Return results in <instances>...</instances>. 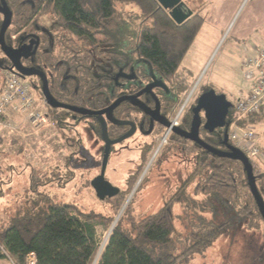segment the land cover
Here are the masks:
<instances>
[{
	"label": "trees",
	"instance_id": "trees-1",
	"mask_svg": "<svg viewBox=\"0 0 264 264\" xmlns=\"http://www.w3.org/2000/svg\"><path fill=\"white\" fill-rule=\"evenodd\" d=\"M33 3L31 8L28 4L18 6V0H7L11 24L5 38L11 46L18 47L34 25L45 29L46 33L39 36L37 49L25 61L46 76L49 92L56 102L86 110H103L119 96L114 87V75L120 69L127 74L135 69L144 86L152 81L165 86L167 92L156 89L154 94L161 112L170 119L179 97L188 87L184 79L187 73L180 70L185 75L180 79L177 72L203 24L202 17L190 16L176 24L156 0H33ZM127 7L136 10L132 17L131 13L124 12ZM43 18L50 19L51 24L44 26ZM8 67L11 64L0 51V69ZM208 90L205 88L202 93ZM153 104L152 100L150 105ZM192 109L180 126L185 131L190 129ZM136 110L129 102H124L115 109L114 118L124 121ZM47 111L57 132L65 139L62 130L68 131L69 124L61 118L69 114L48 106ZM262 119L264 107L243 119L240 126L249 128L252 121ZM103 127L95 131L101 138L103 132L108 137H117L123 126L108 123V127ZM160 131L163 132V127ZM201 133L205 135L203 139ZM172 136L177 143L189 142ZM199 137L216 150L228 151L223 144L224 129L209 134L201 128ZM79 142L75 140L70 146ZM191 144L198 152L193 175H205V183L197 189L207 197L212 220L202 222V231L192 234L191 245L181 255H173L167 249L173 245L172 207L184 200L180 196L184 188L181 187L157 212L131 222L130 229L125 230L118 221L113 225V217L123 208L126 195L135 183L127 179V189L122 195L105 199L113 204V216L83 213L70 204H49L46 211L37 210L36 213L34 205H30L25 215H22L24 209L18 210L9 226L0 229V259L6 256L13 264H28L32 255L34 264H188L192 257L207 251L214 241L226 234L229 226L258 230L264 221L251 195L242 164L217 158ZM257 158L249 161L252 168L259 164ZM263 177L254 175L264 202L259 188L261 185L264 190ZM215 215L224 221L216 223ZM99 229L109 231L104 246L97 236Z\"/></svg>",
	"mask_w": 264,
	"mask_h": 264
},
{
	"label": "rangeland",
	"instance_id": "rangeland-1",
	"mask_svg": "<svg viewBox=\"0 0 264 264\" xmlns=\"http://www.w3.org/2000/svg\"><path fill=\"white\" fill-rule=\"evenodd\" d=\"M181 1L186 6L185 12H191L188 16L202 17L203 25L179 68V71L184 70L187 73V77L181 71L177 72L180 79L185 76L188 87L179 97L171 117L182 107V123L185 115L196 106L198 97L207 88L217 95H224L231 103L228 113L231 118L235 114L234 104L243 99L251 87V82L244 78L242 64L264 42V17L259 12L250 13L251 2L256 0H245L227 28L221 30L222 26L216 28V25H212L214 23L209 13L213 3L205 2L209 0ZM123 10L131 13V17L136 13L131 7ZM41 22L46 27L51 24V20L46 18ZM130 27L136 29L132 24ZM240 27L242 37L236 38V29ZM3 80V70L0 69V87ZM26 82L30 86L35 109L45 113L48 119L42 127L30 125V133L33 135L28 138L25 154H16L19 146L12 142L18 139L16 133L6 130L3 134L4 142L0 147V229L9 226L18 215V210L24 209L22 215H25L26 210H30V205H34L35 213L37 210L46 211L49 204H70L83 213L113 216V204L100 201L91 187V182L100 173L104 151L103 139L95 131L99 126L108 127L107 121L104 117L79 116L76 119L68 115L61 118L69 124L68 131L62 130L65 135V139H62L50 119L40 90L34 87L36 81L31 78ZM132 86L134 84L127 83L124 89L129 91ZM194 86L197 88L187 101ZM241 121L238 126L243 128L240 126ZM256 121H252L248 127L253 128L260 148L257 158L259 164L253 168V172L254 175L262 176L264 119L257 121L258 123ZM39 129H44V133L37 132ZM162 133L157 131L155 138L136 135L124 143L113 145L104 177L121 195L127 189V179L135 182L130 193L126 195L123 208L113 217L114 220L118 219V223L125 230L130 229L131 222L157 212L176 196L181 187L184 188V194H180L184 200L172 207L173 245L167 249L173 255L179 256L191 245L192 234L202 231V222L211 221L212 215L207 206V197L197 189L205 183V175H193L198 152L193 150L190 142L174 141L173 134L165 143L159 144ZM200 137L203 139L205 135L201 133ZM75 140L80 142L70 146ZM148 146L150 149L147 150ZM47 182L49 183L43 185ZM259 188L264 195L261 185ZM128 205L130 207L124 215L123 211ZM214 219L216 223L224 221L217 216ZM226 231L207 251L192 257L188 264H264V224L261 223L259 229L253 231L247 230L245 226H229ZM97 236L104 246L109 231L99 229ZM6 263L9 264L7 261Z\"/></svg>",
	"mask_w": 264,
	"mask_h": 264
},
{
	"label": "water",
	"instance_id": "water-1",
	"mask_svg": "<svg viewBox=\"0 0 264 264\" xmlns=\"http://www.w3.org/2000/svg\"><path fill=\"white\" fill-rule=\"evenodd\" d=\"M159 6L168 11L169 16L176 24L183 23L189 16L190 13L185 12L187 11L185 4L181 0H156ZM0 14L3 15V21L0 28V51L4 55V57L9 61L11 67H8L7 70L11 73L16 74L21 79H25L26 77H37L42 82V95L44 97L45 103L52 109H62L69 112H72L76 115L80 116H87V117H104L105 120L113 126H124L127 125V122H121L116 120L113 117V112L116 108H118L124 102H131L133 107L138 108L142 111L145 115L150 116L156 123H158L163 128H169L170 123L169 121L160 116V107L159 102L156 100L154 110H151L147 107L143 102H141L135 96H122L118 98L112 105L109 107L100 110V111H93V110H86L76 107H71L68 105H64L61 103L56 102L48 88V81L46 76L36 70L35 68H26L23 67L19 60L28 59L33 52L37 49L39 40L38 38H33L29 41L28 44L19 45L17 48H13L7 46L4 41L5 33L7 32L8 28L11 24V13L5 4L4 0H1L0 5ZM116 80V78H115ZM154 88H161L167 91L165 86L161 83L157 84H150L145 87L143 90L144 93H149ZM231 103L226 99L224 95H217L214 91L208 90L205 93H202L196 102V106L192 109V120L190 123V129L185 131L181 128H174L172 129V133L184 140L189 141L197 145L199 148H202L204 151L208 152L209 154L223 159H230L233 161H238L242 164L243 169L246 173L248 186L251 192V195L257 205V208L260 212V215L264 221V202L261 199L259 192L256 187L255 178L253 175V168L249 160L246 156L239 151L238 149L234 148L228 143L227 139V126H228V113L229 109L231 108ZM201 113L203 114V119L201 117ZM208 132L209 134L214 133L218 129H224V140L223 144L226 146L228 151H219L216 150L209 145H207L204 141L201 140L199 137L200 129ZM133 134V131H130L124 137H121L117 140L111 141L106 134L103 132L102 139L104 142V151L102 155V164L101 170L99 175L91 182V187L94 190L97 198L100 201H104L105 199L114 198L119 194L118 190L112 187L106 180H105V169L107 166L109 154L111 147L115 144L122 143L126 139L130 138ZM118 219L115 218L113 225L117 222Z\"/></svg>",
	"mask_w": 264,
	"mask_h": 264
},
{
	"label": "built area",
	"instance_id": "built-area-1",
	"mask_svg": "<svg viewBox=\"0 0 264 264\" xmlns=\"http://www.w3.org/2000/svg\"><path fill=\"white\" fill-rule=\"evenodd\" d=\"M14 39V37H12ZM244 78L251 82V87L246 96L237 100L234 104L235 114L228 120L227 139L228 143L241 151L249 161H254L260 154V148L256 143V135L253 128H240L238 122L248 116L255 115L264 107V45L256 50L255 54L245 60L242 64ZM4 80L0 94V127L16 133L17 127L11 123L12 116H21L36 127L46 124L47 116L34 107V99L30 86L16 74L3 70ZM196 86L189 92L187 101L190 100ZM186 101V102H187ZM183 108L171 117L170 127L163 128L160 143L173 134L172 129L178 128L181 124L180 117ZM28 264H34V256H29Z\"/></svg>",
	"mask_w": 264,
	"mask_h": 264
},
{
	"label": "flooded vegetation",
	"instance_id": "flooded-vegetation-1",
	"mask_svg": "<svg viewBox=\"0 0 264 264\" xmlns=\"http://www.w3.org/2000/svg\"><path fill=\"white\" fill-rule=\"evenodd\" d=\"M4 1H5V4L7 5V7H9L8 4H7V0H4ZM25 4H28L31 8L34 6L33 0H18V6H24ZM0 5H1V0H0ZM2 21H3V15L0 14V23L1 24H2ZM1 24H0V28H1ZM45 33H46V31H45V29L43 27H40L38 25H34L33 26V30H31V32L29 30L27 35L23 36V40L21 41L20 45L28 44L29 41H31L35 37L38 38V40H39V36H41V34H45ZM5 36H6V33H5ZM5 36H4V41H5L6 45L8 44L7 46H10V47H13V48H17L12 43H11L12 44V46H11L10 45V41H8L5 38ZM14 39H16V37H14ZM25 60H27V59L20 58V60H19L20 64L23 67L35 68V67L31 66ZM31 78H33L36 81V83H37L36 86H34L35 89L37 88L39 90V87H40L39 85H41V90H42V82H41V80L39 78H37V77H26L24 80L26 81L27 79H31ZM115 78H116V80H115ZM127 83L134 84V86H132L133 88L131 90H129V91L124 89L126 87ZM150 84H157V82L152 81V82H150L149 84H147L145 86L142 85V82L140 81V78H138L137 75H136L135 69H132L129 74H127L125 72V70L120 69L114 75V87L117 90V95H119L117 97V99L122 97V96H135L141 102H143L147 107H149L151 110H154L155 102H156V96L154 94V91L156 89H161V88L152 89L149 93H146L147 94L146 97L141 96L142 93H144L143 90L145 89V87L150 85ZM165 92H167V91H165ZM152 100L154 101L153 106L150 105ZM44 103H45V100H44ZM129 103L131 104V102H129ZM45 105L48 106L46 103H45ZM71 107H73V106H71ZM76 108H78V107H76ZM136 109L137 110L133 114L130 115L131 117L129 119H125L124 121H121V122H127L128 124L124 125L122 127V129L119 130V135L117 137H109V139L111 141H114V140H117V139H119L121 137H124L130 131H133V134H132V136L130 138H133L136 135H139V136H142V137H148V138H151V137L155 138V135H157L156 132L160 130L161 126L158 123H156L155 120H153L150 116L145 115L138 108H136ZM56 110L65 111L70 116H74V118H76V119L79 118V116H80V115H76V114H74L72 112H69V111H66V110H62V109H56ZM159 114H160V116L166 118V116L164 115L165 113L161 112V109H160V113ZM113 117H114V112H113ZM201 117H203L202 113H201ZM130 138H128V139H130ZM128 139H126V140H128ZM125 141H123L122 143H124Z\"/></svg>",
	"mask_w": 264,
	"mask_h": 264
},
{
	"label": "crops",
	"instance_id": "crops-1",
	"mask_svg": "<svg viewBox=\"0 0 264 264\" xmlns=\"http://www.w3.org/2000/svg\"><path fill=\"white\" fill-rule=\"evenodd\" d=\"M205 1V0H204ZM245 0H209V1H205L206 3H213V7L211 8V12L209 13V16L212 17V25H216V28L222 26L221 30H224L227 28L228 24L230 23V21H232V19L234 18L236 11L238 10V8L240 7V5L244 2ZM250 2V1H248ZM250 9H251V14L254 13V11L256 13H260L262 15V17H264V0H256L254 2H251L250 5ZM264 21V19H263ZM203 25V24H202ZM212 26V27H214ZM202 29V26L198 32V34L196 35V37L199 35L200 31ZM263 29H264V25H263ZM242 28H238L236 29V38H240L242 37V35H240V33ZM195 37V39H196ZM194 39V40H195ZM263 41H264V30H263ZM194 42V41H193ZM264 45V42L261 46ZM192 46V45H191ZM261 46L257 47V49H259ZM254 50V52H252L251 56H253L256 52V50ZM249 92V91H248ZM247 92V93H248ZM11 123L13 125H15L18 129V131L16 132V134L18 135V143L16 140H13L12 142L14 143L13 145H18L19 148L16 151V154L19 153H24L25 154V148H26V144L28 142V138L30 136L33 135V133H30V123L26 120V118L21 117V116H12L11 118ZM44 129L37 131V132H42ZM6 133V130H2L0 127V147L4 142V138H3V134ZM6 261L9 264H13L12 261L8 258V257H4L0 259V264H2V262Z\"/></svg>",
	"mask_w": 264,
	"mask_h": 264
}]
</instances>
